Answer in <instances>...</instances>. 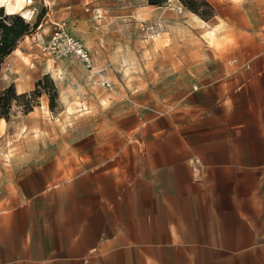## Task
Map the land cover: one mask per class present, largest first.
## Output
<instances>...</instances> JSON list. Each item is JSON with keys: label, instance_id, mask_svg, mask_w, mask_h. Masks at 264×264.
I'll list each match as a JSON object with an SVG mask.
<instances>
[{"label": "rangeland", "instance_id": "374dc122", "mask_svg": "<svg viewBox=\"0 0 264 264\" xmlns=\"http://www.w3.org/2000/svg\"><path fill=\"white\" fill-rule=\"evenodd\" d=\"M12 1L10 9L0 5L4 21L20 15L29 28L0 55V91L30 92L47 78L30 110L12 98L0 117V196L43 160L72 170L87 156L121 160L131 153L125 146L139 142L264 141V130L247 126L264 106V70H248L264 66V0ZM59 27L82 40L89 66L51 55L49 38ZM233 100L239 108L226 111L223 102ZM169 121L196 123L179 127V136ZM248 163H240L241 189L264 182Z\"/></svg>", "mask_w": 264, "mask_h": 264}, {"label": "crops", "instance_id": "0c3cea01", "mask_svg": "<svg viewBox=\"0 0 264 264\" xmlns=\"http://www.w3.org/2000/svg\"><path fill=\"white\" fill-rule=\"evenodd\" d=\"M255 111L247 126L264 130V106ZM169 123L182 136L196 122ZM125 147L121 160L87 156L72 170L43 160L11 181L0 196V264H264V182H239L241 161L264 180V141Z\"/></svg>", "mask_w": 264, "mask_h": 264}, {"label": "trees", "instance_id": "16d2710c", "mask_svg": "<svg viewBox=\"0 0 264 264\" xmlns=\"http://www.w3.org/2000/svg\"><path fill=\"white\" fill-rule=\"evenodd\" d=\"M149 1L153 2L154 0ZM5 17L6 15L4 13V10L2 6H0V55H4L10 52L16 40L29 28V24L25 22V20H23L20 15L7 16L9 18V22L4 21ZM43 78H47V75L45 74ZM43 78H39L36 81L37 87L30 92L16 94L12 85L2 89L0 91V117L5 116V118H7L6 110L11 106L12 98L16 99L17 102L23 106V109L25 111L30 110L33 106V96L35 97L40 94V86L42 85ZM50 86L52 92L47 91V93L49 94V100L51 105L54 96L57 94V91L56 86L52 81ZM29 95H32V97H28Z\"/></svg>", "mask_w": 264, "mask_h": 264}, {"label": "built area", "instance_id": "2783aa9c", "mask_svg": "<svg viewBox=\"0 0 264 264\" xmlns=\"http://www.w3.org/2000/svg\"><path fill=\"white\" fill-rule=\"evenodd\" d=\"M48 47L52 56L61 57L67 54H71L84 62L87 66L90 65V55L88 48L78 37L64 32L62 28H57L51 34L49 38ZM105 85L109 82L107 79H102Z\"/></svg>", "mask_w": 264, "mask_h": 264}, {"label": "bare ground", "instance_id": "6f19581e", "mask_svg": "<svg viewBox=\"0 0 264 264\" xmlns=\"http://www.w3.org/2000/svg\"><path fill=\"white\" fill-rule=\"evenodd\" d=\"M6 1V9H10L11 5L13 4L14 1L12 0H5ZM17 1V0H15ZM20 1V0H19ZM15 3V2H14ZM28 9L24 10L23 13H26ZM24 15V14H23ZM25 17V16H24Z\"/></svg>", "mask_w": 264, "mask_h": 264}, {"label": "clouds", "instance_id": "9594fccd", "mask_svg": "<svg viewBox=\"0 0 264 264\" xmlns=\"http://www.w3.org/2000/svg\"><path fill=\"white\" fill-rule=\"evenodd\" d=\"M4 3V0H0V5H2ZM7 14V13H6Z\"/></svg>", "mask_w": 264, "mask_h": 264}]
</instances>
